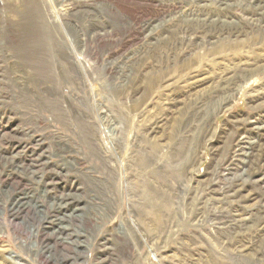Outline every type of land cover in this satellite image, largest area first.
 Here are the masks:
<instances>
[{"label": "rangeland", "instance_id": "374dc122", "mask_svg": "<svg viewBox=\"0 0 264 264\" xmlns=\"http://www.w3.org/2000/svg\"><path fill=\"white\" fill-rule=\"evenodd\" d=\"M263 134L264 0H0V264H264Z\"/></svg>", "mask_w": 264, "mask_h": 264}, {"label": "bare ground", "instance_id": "6f19581e", "mask_svg": "<svg viewBox=\"0 0 264 264\" xmlns=\"http://www.w3.org/2000/svg\"><path fill=\"white\" fill-rule=\"evenodd\" d=\"M201 66V65H200ZM261 128V127H260ZM262 130V129H261ZM260 131V130H259ZM260 135V134H259ZM262 139V140H261ZM261 139L259 140V141H261V142H254V143H251L250 142V144H248V147H245L246 149H248V153H247V155H250V156H252V155H255V153H258V152H261V153H263L264 152V134H263V137H261ZM245 153V154H246ZM261 153H260V155H261ZM257 155V154H256ZM249 156V157H250ZM255 159V158H254ZM257 159V158H256ZM146 183V182H145ZM58 209H59V207H58ZM61 212V211H60ZM57 219V218H56Z\"/></svg>", "mask_w": 264, "mask_h": 264}, {"label": "built area", "instance_id": "2783aa9c", "mask_svg": "<svg viewBox=\"0 0 264 264\" xmlns=\"http://www.w3.org/2000/svg\"><path fill=\"white\" fill-rule=\"evenodd\" d=\"M103 239H106V238H105V237H103V238H102V240H103Z\"/></svg>", "mask_w": 264, "mask_h": 264}]
</instances>
